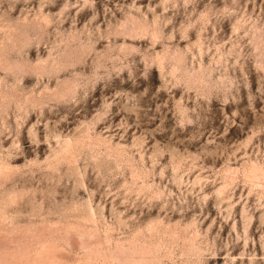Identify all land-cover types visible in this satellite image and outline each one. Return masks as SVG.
I'll return each instance as SVG.
<instances>
[{"label": "rangeland", "instance_id": "rangeland-1", "mask_svg": "<svg viewBox=\"0 0 264 264\" xmlns=\"http://www.w3.org/2000/svg\"><path fill=\"white\" fill-rule=\"evenodd\" d=\"M0 264H264V0H0Z\"/></svg>", "mask_w": 264, "mask_h": 264}]
</instances>
